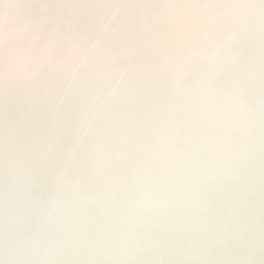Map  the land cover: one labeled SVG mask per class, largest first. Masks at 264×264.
Listing matches in <instances>:
<instances>
[{
  "label": "bare ground",
  "instance_id": "obj_1",
  "mask_svg": "<svg viewBox=\"0 0 264 264\" xmlns=\"http://www.w3.org/2000/svg\"><path fill=\"white\" fill-rule=\"evenodd\" d=\"M0 264H264V0H0Z\"/></svg>",
  "mask_w": 264,
  "mask_h": 264
}]
</instances>
